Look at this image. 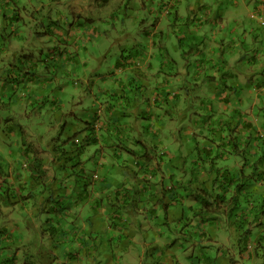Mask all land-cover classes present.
<instances>
[{
	"label": "crops",
	"instance_id": "crops-1",
	"mask_svg": "<svg viewBox=\"0 0 264 264\" xmlns=\"http://www.w3.org/2000/svg\"><path fill=\"white\" fill-rule=\"evenodd\" d=\"M149 1L110 0L101 8L80 1L79 8L90 12L82 32L59 27L68 25L61 14V24L51 23L36 36H29L23 27L27 24L23 1H1L0 264H135L142 260L124 250L116 232L127 235L124 241L130 245V237L140 235L141 241L133 242L135 250L146 246L153 256L145 264H186L189 256L196 259L190 264H199V258L206 259L200 264H210L206 262L214 258L210 253H216L218 260L229 261L231 256L233 264H241L243 258L264 264V125L259 127L256 117L250 118L256 116V105L264 104L260 98L264 92V0H151L155 7ZM62 8L66 11V5ZM98 9L112 19L108 29L99 24ZM56 11L55 6L46 8V19L33 18L34 22L45 27ZM73 18L77 19L76 8L70 12V22ZM134 34L139 40L129 47ZM115 40H121L122 49L114 52V67L108 64L111 51L104 47ZM50 97V102L41 101ZM73 99L79 108L88 106L89 100L98 109L95 121L89 117L93 116L90 108L70 115L78 120L85 116L80 124L84 135L77 132L66 143L82 150L77 160H70L66 150H59L63 155L59 156L52 138L46 147L45 138L56 136L59 127L52 133L44 131L50 116L44 114L46 108L58 116L62 105ZM156 107L161 111L156 112ZM161 116H178L181 121L159 125ZM91 128H96L100 140L89 137L92 143L87 146ZM229 129H235L243 141L254 137L259 144L235 149L229 144ZM126 131L128 141L116 147L115 139ZM162 136L167 138L163 142L158 140ZM194 137L198 143H192ZM157 140L158 145L151 144ZM124 144L132 154L143 149L138 154L142 158L120 159L117 154ZM189 154H199L198 161L188 162ZM192 168L200 170L198 178H192L194 186H207L217 194L219 190L213 188L225 184L229 202L212 205L208 215L202 196L187 188L191 176L186 171ZM43 169L52 176L44 177ZM217 170L236 175L231 179ZM242 183L240 191L233 187ZM52 185L58 198L49 202ZM231 188L234 191H228ZM235 195L238 207L231 209L230 198ZM106 198L111 208V201L116 202V216H123L109 231L106 223L91 227V218L105 220ZM91 199L95 202L88 215L81 216ZM97 212L101 216L96 217ZM45 214L48 233L39 223ZM188 217L189 224L185 223ZM52 222L58 227L51 228ZM64 224L69 225L68 232L63 231ZM224 228L236 239L228 240ZM178 236L180 241L175 240ZM182 246L191 248L192 255L180 256ZM70 251L77 257L71 258Z\"/></svg>",
	"mask_w": 264,
	"mask_h": 264
},
{
	"label": "rangeland",
	"instance_id": "rangeland-1",
	"mask_svg": "<svg viewBox=\"0 0 264 264\" xmlns=\"http://www.w3.org/2000/svg\"><path fill=\"white\" fill-rule=\"evenodd\" d=\"M1 1L2 0H0V3H1ZM22 1H23V4L21 6H26L27 7L26 9H23L24 16L26 17V23H27V24H23V27H24V29L26 31H28L27 34L29 36H31V35L36 36L37 35V31L44 32L45 33V31H46L47 28H50V26H53L51 23H54L55 22L56 24H61L62 23V21H61V14H64V16L66 18V21H67V24H68V25H65L64 26V28H66V30H67V27L70 28V23L71 24L74 23L73 26L76 27L77 29H79V31L81 30V32H82V30H83L82 27L85 24L86 18L89 17L88 14H90V12L86 9L85 11L88 14L84 13L79 8V6L77 5V3H79L80 1L91 2L92 4L91 5L89 4L88 7L91 6L90 8H92L94 6V4H98V7L101 8L103 6V4L105 3V1H106V3H108L110 0H38V1H40V3L36 2V1H30V0H22ZM134 2H136V1H134ZM138 2H140V0H138ZM35 5H36V7H35ZM63 5H66V11L63 10V8H62ZM148 5L150 7H155V5L153 4V1H151V0L148 2ZM54 6L58 8V11H56V12H54V13L51 14L50 17L53 20L50 21V22H46L47 24L45 25V27H44V25H41L39 22H34V19L33 18L46 19L45 9L46 8H52ZM132 7L136 8V5L135 6H132ZM0 8H2L1 5H0ZM73 8H76L77 19L76 18H73L71 20V22H70V12H72V9ZM98 10L100 12L99 15L102 16V23H99V24L102 25L104 27V29H106V28L108 29V22H111L112 19L105 18L103 16V10L102 9H98ZM90 11L92 13H96V10L95 9L90 10ZM97 20H99L98 17H97ZM21 23H23V22H21ZM103 34H104V32H103ZM135 38H136V40H135ZM137 39L139 40L138 35L137 34H134L133 37H132V39H130V45H129V47H131L133 45H137V41H138ZM70 40L72 42H75V39H73V38H71ZM47 43L48 42H47L46 38L44 37L42 44L45 46V45H47ZM120 43H121V40H115L114 42L109 43V44L105 45V47H104V48H108V50L111 51L110 52V56H109L108 64H113L114 67H115L116 57H117V53L114 54V52L117 51L119 48H120V50L122 49L120 47ZM124 44L127 45L128 44V41L126 43H124ZM113 45H115L116 47L113 48L112 47ZM69 50H70V46H69ZM109 51H106L105 50L104 53H107ZM120 53H122V52L120 51ZM73 58H74V55H73L72 59ZM117 60H119V57L117 58ZM70 67H72V64L70 65ZM104 71L105 70L103 69L101 72H104ZM106 73H109V72H106ZM170 80H172L171 77H170ZM105 82L106 81H104L103 84ZM73 92H74L73 90H70V94H72ZM256 95H259V94H254V96H256ZM76 96H80V95H76ZM260 96H261L260 97L261 100L264 101V92ZM70 98L72 99V97H70ZM87 98L89 100H92V97L90 95H88ZM50 99H51V97L47 101H45V98H44V100L42 98L41 101L42 102H50ZM89 100L87 102V105L89 106L90 110H93L94 105H92L89 102ZM60 109L61 110H58L59 112H61L60 115L54 116L53 114H51L49 112V110H51V108L50 109L46 108V110L44 111V114L46 113V114H48L50 116H47V120H46V122H44V126H45L44 127V131H48V133H52V132H54L55 127L56 128L59 127V131H61L62 128L63 129H69V127H70L71 132H76L77 130H81V125H80L81 124V121H79L78 119H76L77 117L70 116L73 112H76L79 109V106H78V104H75L74 99H73V102H70L69 101V104L68 103H65L64 105H62V107ZM158 111H161V110H159V108L156 107V112H158ZM255 113H256V116H251L250 118L253 119V117H256L255 123H258L257 125L259 127L262 126V125H264V104H261V102H259L256 105V107H255ZM66 114H69V115H66ZM162 117L163 116L159 117V119H161ZM53 118H56L57 121H51L50 122L49 119L53 120ZM162 121L165 122V123L168 122L170 124H175V123L180 122L181 120L178 119V116H166V117L162 118L160 121L157 120V122H158L159 125H161ZM96 123L97 124H100V121H97ZM154 124H156V123L154 122ZM79 133H80V135H84L85 130H81V132H79ZM124 136H126V137L129 136L127 131L125 132ZM51 138H52V140L54 142L52 146L54 147L55 142L57 144L56 145V149H55V151H57V154L59 156H63L60 151L61 150H66V148L64 146L70 145V143L69 144H66L67 142L65 143V141L62 140V138L59 135V132H58V134L56 136L54 134L53 135H49L48 134L47 137L45 138V140L47 141V144H46V147L47 148L49 146H51V143H50ZM76 139H78V138H76ZM166 139H167L166 137L162 136L158 140H161L163 142ZM174 139H175L174 140V142H175L177 140V137L174 138ZM158 140L157 141H153V143L151 142V144H153L155 146L158 145L159 144ZM174 142H173V144H174ZM132 143H133L132 147L135 146L134 145V142H132ZM253 144H259V143L257 142V140H253ZM260 146L261 145H258L257 147H260ZM142 152H143V149H141L138 153H142ZM66 153L64 151V154L65 155H66ZM122 153H123L122 159H124L126 162H130V157L131 156H130L129 153H127V150L126 149H123ZM56 157H57V155H56ZM192 158H199V154H195V156L192 157ZM55 160H56V158H55ZM120 161L123 162V160H120ZM68 172H70V171L68 170ZM186 172H188V170ZM43 176L44 177H48V176H52V174L49 172V170L43 169ZM178 176H179V178H183L184 175L183 174H179ZM187 181H188V179H186L185 183L183 184L184 186H186V182ZM250 181H252V180H250ZM233 187L235 188V186H233ZM234 188L228 189V191H231L232 192V191H234ZM187 199H189V197ZM93 202H95V199H91L89 201L90 206L87 209L85 208V211L84 212H81V214H80L81 216H83V213L88 215L89 210L92 208ZM105 203H106V210H108L106 213H103L105 220L103 221V220L99 219V221H93L92 218H91V221H92L91 222L92 223L91 224V227H93L95 224L100 225L101 223H102V227H103L105 225V223H106L107 225L105 227H106L107 231H109L110 230V227L113 226L114 223H116V224H119L120 223L119 221L121 220V218H123V216H122V214H121L120 217H117L116 216L117 213H119V211H118V209H114V206H116V202L114 200L111 201L112 208H111V204L109 202V199L106 198L105 199ZM92 212H93V210H91V213ZM94 215H95V212H93L91 216H94ZM71 216H73V215H71ZM98 216H101V212H97L96 213V217H98ZM0 217H2V216H0ZM39 223L41 224V227L44 229V233H48L49 230H50V224H48V222H47V215L46 214H45V216L43 217L42 220H39ZM54 227L55 228L58 227V224L52 222V227L51 228H54ZM140 228L141 227L139 226L138 229H140ZM146 229H147V226L145 227L144 231ZM224 233H226L225 235H226V237H227L228 240L236 239V238H234L235 237L234 235H231L230 234L229 230H226V228H224ZM116 234L118 236V239H122V247L124 248V250L128 254H131L133 256L137 254V255H140V258H142V260H140L138 262H135V264H145V263H147V261H150L149 259H151L153 257L152 254H151V249L148 248V247H146V246L140 247L139 250H135V247H134V243L133 242H135V241H138V242L141 241V240H139L140 239V235L139 234L138 235H133V236L130 237V239H131V245L130 244H127L125 242V241H128V236L127 235H125V234L122 235L121 232H116ZM31 236L32 237L35 236V233L33 231L31 233ZM143 240H145L144 237H143ZM68 248H70V245L65 246V248H64L65 253H67ZM236 248H238V247H236ZM189 251H192L191 248L187 249L186 247L182 246L179 249V255L180 256H182L183 254L192 255ZM215 254L216 253H213V254L210 253L209 256L210 257L214 256V258H210V261L208 260L206 262L207 263L209 262L210 264H233L234 263L232 261V259H231V256H228L227 259L229 258V261H226L225 258L219 259V260L216 259L215 258L216 255ZM154 255L156 257L157 256V253L155 252ZM189 257H191V256H189ZM189 257L187 258L189 260H188V263H186V264H190L189 262L196 261V259L189 258ZM235 257H237V256H234V258ZM245 259L246 258L241 259L240 263L241 264H253V263H250L249 260H245ZM205 260H206L205 258L204 259L199 258L198 259V262H199V264L200 263H204Z\"/></svg>",
	"mask_w": 264,
	"mask_h": 264
},
{
	"label": "trees",
	"instance_id": "trees-1",
	"mask_svg": "<svg viewBox=\"0 0 264 264\" xmlns=\"http://www.w3.org/2000/svg\"><path fill=\"white\" fill-rule=\"evenodd\" d=\"M65 25H61V26H59V27H61V28H63ZM74 28V26H72V24H70V28L69 27H67V30H66V28H63V29H65L67 32H69V31H71L72 29ZM76 28V27H75ZM44 56V58L46 59V60H49V55H48V57H47V55H43ZM61 63V62H60ZM9 79V78H8ZM12 80V82H15L16 81V78H12L11 79ZM93 105V104H92ZM89 109V106H83L82 108H79L78 109V111H76V112H73V114H75V116L76 115H79V113L80 112H83L84 110H88ZM98 109H96L95 108V105H94V108H93V113H92V115L93 116H89V117H93V120L95 121V120H97L98 119V117H97V114H98ZM81 117V116H80ZM83 119H85V116H82L81 118H80V120L79 121H83ZM222 121H223V119H221ZM74 123V122H73ZM89 123H90V125H92L93 124V122H91L90 120H89ZM189 123V120L186 122V124H188ZM95 124V123H94ZM88 128V127H87ZM90 128V127H89ZM94 128H91L90 129V133H91V135H88V137L85 139L86 141H88V142H86L85 140V143H86V145L88 146L90 143H92V141L90 142L89 140V137H93V141H96V142H98L99 140H100V138L98 137V134H97V132H95V130H96V128L93 130ZM98 130V129H97ZM64 132H68L69 133V135H65L64 136ZM77 132H81V130H77L76 132H75V134H74V132H71V130H70V127H69V129H63L62 128V130L61 131H59V135H60V137L62 138L63 137V141H65V143L67 142V141H69L70 140V138H72V137H74L75 135H76V133ZM232 134H231V133ZM118 135V134H117ZM116 135V136H117ZM229 135L231 136L230 137V139H229V144L230 145H232L235 149H240V147H243L245 150H248V147H250V146H252L253 147V140L255 139L254 137L253 138H251V140L250 141H248L247 139H245L244 141L242 140V138H241V136H239L238 135V132L235 130V129H233V130H230L229 129ZM233 135V136H232ZM72 136V137H71ZM129 137V136H128ZM128 137H126V136H124L123 135V137L122 136H120V135H118L117 136V138L118 139H115V143H117V144H115V146L116 147H120V145H119V143L118 142H121V143H123V142H126V141H128ZM256 137H258V136H256ZM111 139H113L114 137H110ZM210 139V138H209ZM198 139L197 138H195L194 137V139L192 138V143L193 142H196ZM196 143H198V142H196ZM248 146V147H247ZM129 147H128V145H126V144H124V148H121V150L122 149H126L127 151H128V153L129 154H132V153H130V151H129V149H128ZM44 149H45V147H44ZM116 150H120L119 148L118 149H116ZM61 151H64V150H61ZM66 151H67V153L70 155V160H77V159H79V158H81V155L83 154V152H82V150H80L78 147H74V148H72L70 145H67L66 146ZM84 151V150H83ZM123 151V150H122ZM145 151H146V153L147 154H149L148 153V151H147V149H145ZM25 153H29V151L28 150H26L25 151ZM66 153V152H65ZM134 154H132V155H130L131 157L130 158H132L133 160H136L135 159V157L134 156H136V158H142V155L140 154V155H138L139 153H138V151L137 152H133ZM145 153V152H144ZM154 153H156L155 151H154ZM118 155V157H120V159L122 158V156H123V153L121 152L120 154H117ZM134 155V156H133ZM153 155H156V154H153ZM195 156V154H189V155H187V157H186V160L188 161V162H190V163H192L193 161H198V159L197 158H192V157H194ZM193 164V163H192ZM198 171H200V170H198V169H196V168H192V169H190V170H188V173H189V176H191V179H190V181H189V184L187 185V188L188 189H190V192H191V194H198L196 197H198V196H202V205H203V208L205 209H207V214L209 215V213H210V211H209V209H210V207L212 206V205H216L217 207H219L220 205H221V203H220V201H223V202H227L228 200H229V198H228V196L226 195V191L224 190V188H226L225 187V184H219V185H216L215 186V188L213 189V190H219V191H216L217 192V194L216 193H211V191H208V187L207 186H199V185H196V186H194L193 185V180H192V178H194V177H196V178H198V176H199V174H198ZM255 171V170H254ZM217 172L219 173L218 175H222V176H225V177H229V178H231V179H233V177L236 175V174H233V173H231L229 170H224V171H222L221 172V170H217ZM240 173H242V175H244L245 173L243 172V170H241L240 171ZM198 174V175H197ZM262 175V174H261ZM81 177H83V175H81ZM217 184V183H216ZM245 186V184H236V186L235 187H237V190L238 191H240V189L241 188H243ZM51 190H49V196L46 198L47 199V201H53V200H57V198H58V196H55L54 194L56 193V191H55V186H51V188H50ZM50 193H52V195L50 194ZM213 194H216L215 196H212L211 197V195H213ZM89 197H86V199H88ZM214 198V199H213ZM230 200L232 201V203H233V201H234V204H232V206H231V209L232 208H236V207H238V197H237V195H235V196H232L231 198H230ZM229 202V201H228ZM58 203V202H57ZM243 203H244V201H243ZM190 217V216H189ZM188 217V219L186 220V221H188V222H185V223H190L189 222V218ZM203 217V219H209L208 218V216H205V215H203L202 216ZM197 221V220H196ZM192 223V222H191ZM195 223V222H194ZM193 223V224H194ZM68 227H69V225H67V224H64V227H63V231H67L68 232ZM72 227V224H70V228ZM79 227H80V225H79ZM82 227H83V225H82ZM81 227V228H82ZM73 229V228H72ZM58 230V229H57ZM56 230V231H57ZM66 233V232H65ZM177 233V232H176ZM122 234V233H121ZM178 234V233H177ZM96 235H98V234H96ZM96 235H93L94 236V238L96 239L97 238V236ZM109 235V234H108ZM123 235V234H122ZM0 236H1V233H0ZM74 236V235H73ZM180 239H182L180 236H178L177 238H175V240L176 241H180ZM70 240H71V237H70ZM110 243H112V241L110 240ZM99 250V249H98ZM101 252V251H100ZM70 257L71 258H74V257H77V254L74 252V251H70Z\"/></svg>",
	"mask_w": 264,
	"mask_h": 264
},
{
	"label": "clouds",
	"instance_id": "clouds-1",
	"mask_svg": "<svg viewBox=\"0 0 264 264\" xmlns=\"http://www.w3.org/2000/svg\"><path fill=\"white\" fill-rule=\"evenodd\" d=\"M262 23L264 24V22H262ZM98 126H99V124L95 123V127L98 128ZM87 137H88V135H87ZM87 137H86V138H87ZM86 138H85V139H86Z\"/></svg>",
	"mask_w": 264,
	"mask_h": 264
}]
</instances>
